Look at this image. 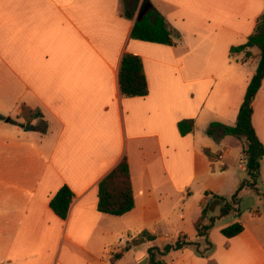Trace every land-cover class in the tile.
<instances>
[{
    "label": "crops",
    "instance_id": "0c3cea01",
    "mask_svg": "<svg viewBox=\"0 0 264 264\" xmlns=\"http://www.w3.org/2000/svg\"><path fill=\"white\" fill-rule=\"evenodd\" d=\"M126 1L0 0V115L6 118L0 120V264H111L143 231L157 240L117 264L129 256V264H148L150 248L162 250L185 236L197 246L159 255L162 264H264V211L242 209L200 237L195 223L211 199L189 206L191 184H178L186 175L172 169L186 153L193 181L199 157L208 174L222 176L228 166L215 165L232 158L237 146L234 161L245 171L243 144L210 137L208 130L237 122L260 51L247 58L231 49L254 33L264 0H151L180 33L176 46L132 39L142 0L136 10L128 7L132 19ZM126 53L143 60L146 97L122 95ZM23 105L40 109L43 122L20 118ZM189 119L195 131L182 136L178 124ZM27 123L35 130L26 132ZM253 125L264 144V82ZM125 157L135 208L122 217L103 214L99 184ZM238 179L239 187L244 178ZM64 186L75 196L66 220L50 207ZM221 191L210 190L225 197ZM219 215L216 206L210 216ZM238 219L244 232L226 238L222 230Z\"/></svg>",
    "mask_w": 264,
    "mask_h": 264
},
{
    "label": "trees",
    "instance_id": "16d2710c",
    "mask_svg": "<svg viewBox=\"0 0 264 264\" xmlns=\"http://www.w3.org/2000/svg\"><path fill=\"white\" fill-rule=\"evenodd\" d=\"M139 0L134 9L136 10ZM134 10V11H135ZM126 17L132 19L134 13L128 10L126 1ZM132 39L143 42L163 44L168 46H176L181 38L180 33L170 28L164 16L153 7L142 21L135 23L132 31ZM257 48L260 51V60L256 74L253 76L246 92L244 102L239 110L237 122L234 126H228L221 123H212L208 135L216 139L223 137H233L243 144V159L248 178L243 180L236 193L229 200L227 198L206 192V197L218 200L220 202L219 217L210 216V205L206 206L202 212V216L195 223V228L200 237L208 238L209 231L216 225L218 220L232 215L241 216L242 197L244 190L250 189L258 195L261 192L262 179V160L264 158V144L259 139L253 125L254 102L264 82V14L259 18L254 33L248 38V41L239 47H233L231 53H246V57L252 56L251 50ZM120 87L122 95L125 97H146L149 94V86L144 71V64L141 57L126 53L123 56L120 68ZM23 111L20 118H24L26 122L35 120L43 122L44 115L40 109H32L27 105H23ZM6 118L0 115V120ZM10 123L17 124L16 120L8 119ZM24 127V125H20ZM47 123L44 121L45 133ZM179 132L182 136H187L195 131V120H183L178 124ZM205 154L210 159H215V155L209 150H205ZM74 193L68 186H64L51 199L50 207L54 213L63 220H66L70 207L74 200ZM135 208V196L132 185L130 164L128 158L123 161L99 184V212L116 217H122ZM244 232V226L240 222H236L222 230V234L232 239ZM157 240V237L143 231L139 236L134 238L121 252L112 256L111 264H117L123 259L125 254L133 248L140 247L144 244ZM208 242V241H207ZM209 246L212 244L208 242ZM197 246L188 240V237H180L175 243L166 245L162 250L159 247H152L148 250V264H162L157 259V254L165 256L171 251L181 250L185 247Z\"/></svg>",
    "mask_w": 264,
    "mask_h": 264
},
{
    "label": "rangeland",
    "instance_id": "374dc122",
    "mask_svg": "<svg viewBox=\"0 0 264 264\" xmlns=\"http://www.w3.org/2000/svg\"><path fill=\"white\" fill-rule=\"evenodd\" d=\"M137 2L138 0H127V5L129 8H132ZM123 8H124L123 10L125 11V5L123 6ZM199 130L200 132L203 130L201 126L199 127ZM227 138L229 139V141H234V143H236L235 141H237V139H234L230 136H227ZM233 148L234 149H233L232 158H230L227 161H221L220 163H216L215 165L216 170H219L220 168L223 169L222 166L224 162L228 166L227 169H223L225 173L222 176L208 174L206 163L205 162L201 163L199 161L200 159L199 157L197 160V165L199 167V172H198L199 178L193 181L191 178V174H190L192 163H191V160L188 159V156L186 155V153H183V158H181L180 160H176L174 162V164L172 165L173 171L186 175V178H184L180 182L178 181V184L180 185H184L187 183L191 184L190 188L192 189V192L194 193V199L189 204V206L193 203L194 204L193 208H195L200 203V200H201L200 198H202V196L204 197L206 196V194L204 195L205 193L204 191L210 192V190L214 191V189L218 190V188L222 189L221 192L225 194L223 195L225 196L224 198H227V199L232 198V196L236 193V190L238 188L239 183H237V186H235L236 182H239L238 178L243 177L244 178L243 180L248 178L246 169L245 171H241L239 168V163L234 161L235 154H237L236 152L237 146H233ZM261 172H262V179H261L260 189H261L262 195H258L250 189H246L243 195L241 194V197H242L241 206H242L243 211H245L246 213H249L251 211H259V210L264 211V164H263V168ZM210 199H211V204H212L210 207V212H212L215 210L216 206H220L221 204L218 200H215L212 198ZM220 209H221V206H220ZM193 214H194V211H193ZM193 214L191 213V215ZM237 222H240V219H238ZM188 229L192 231L194 227L192 225H189ZM120 251L121 249L118 252ZM157 259H160L159 254H157ZM131 260L132 259L129 256L127 259L124 260V264H129Z\"/></svg>",
    "mask_w": 264,
    "mask_h": 264
},
{
    "label": "water",
    "instance_id": "95a60500",
    "mask_svg": "<svg viewBox=\"0 0 264 264\" xmlns=\"http://www.w3.org/2000/svg\"><path fill=\"white\" fill-rule=\"evenodd\" d=\"M153 9V5L151 0H142L139 8H138V12L136 15V22L138 21H142L145 19V17L148 15V13ZM24 130L26 132L35 130V127L33 125H31L30 123H27Z\"/></svg>",
    "mask_w": 264,
    "mask_h": 264
}]
</instances>
